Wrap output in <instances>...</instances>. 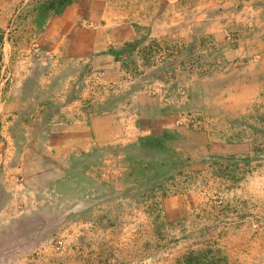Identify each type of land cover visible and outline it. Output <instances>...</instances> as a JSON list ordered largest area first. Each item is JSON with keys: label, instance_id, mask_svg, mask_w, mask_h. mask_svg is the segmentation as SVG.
Returning <instances> with one entry per match:
<instances>
[{"label": "rangeland", "instance_id": "rangeland-1", "mask_svg": "<svg viewBox=\"0 0 264 264\" xmlns=\"http://www.w3.org/2000/svg\"><path fill=\"white\" fill-rule=\"evenodd\" d=\"M50 1L27 3L17 21L36 10L42 23L77 0ZM144 26L115 53L116 89L105 83L120 106L87 110L126 120L133 142L66 172L51 155L55 125H18V170H0V264H264V77L221 76L229 64L211 31L177 30V52L178 34L166 41ZM105 73L92 70L90 84Z\"/></svg>", "mask_w": 264, "mask_h": 264}, {"label": "crops", "instance_id": "crops-1", "mask_svg": "<svg viewBox=\"0 0 264 264\" xmlns=\"http://www.w3.org/2000/svg\"><path fill=\"white\" fill-rule=\"evenodd\" d=\"M31 1L0 0V170L8 173L18 170L20 151L13 142L20 139L23 130L18 125L24 118L41 126L44 120L55 125L58 137L51 135V155L66 158V172L82 173L88 167L75 158L91 152L105 156L106 147L135 140L125 133L126 120L110 113L89 116L87 110L91 104L106 108L110 100L120 106L123 94L105 100L122 78L115 53L118 49L127 53L126 41L139 37L145 24L152 29L151 37L168 41L178 34L173 40L177 44L171 46L177 52L183 43L177 30L193 28L200 36L211 31L219 42L210 45H220L221 59L229 64L221 76L232 77L238 71L245 77H264V0H77L59 13L50 12L42 23L35 10L36 16L25 19L33 25L27 26L25 20L20 25L17 19ZM21 34L32 37L18 42ZM200 36L193 38L197 47ZM166 46L161 54L168 60ZM36 51L41 55L34 56ZM98 68L106 71L105 77L92 86L90 72ZM137 92L129 97L138 105Z\"/></svg>", "mask_w": 264, "mask_h": 264}, {"label": "trees", "instance_id": "trees-1", "mask_svg": "<svg viewBox=\"0 0 264 264\" xmlns=\"http://www.w3.org/2000/svg\"><path fill=\"white\" fill-rule=\"evenodd\" d=\"M68 2H71V1H73V0H67ZM60 2H61V4H62V6L66 3L64 0H60ZM57 2H56V0H51L50 1V4H56ZM61 6V7H62ZM59 9H61V8H59ZM58 10V9H57Z\"/></svg>", "mask_w": 264, "mask_h": 264}, {"label": "built area", "instance_id": "built-area-1", "mask_svg": "<svg viewBox=\"0 0 264 264\" xmlns=\"http://www.w3.org/2000/svg\"><path fill=\"white\" fill-rule=\"evenodd\" d=\"M104 73H102V75H103Z\"/></svg>", "mask_w": 264, "mask_h": 264}]
</instances>
